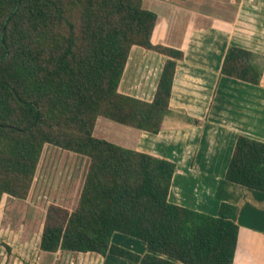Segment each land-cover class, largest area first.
Segmentation results:
<instances>
[{
    "label": "trees",
    "instance_id": "obj_1",
    "mask_svg": "<svg viewBox=\"0 0 264 264\" xmlns=\"http://www.w3.org/2000/svg\"><path fill=\"white\" fill-rule=\"evenodd\" d=\"M141 0H0V199H26L45 145L87 159L73 210L50 205L38 248L128 264H233L238 209L214 216L169 202L173 162L93 135L98 117L157 134L183 53L153 45ZM133 46L163 55L151 102L118 92ZM255 55L229 46L222 76L257 86ZM224 179L264 193V142L237 137ZM144 244L140 255L114 242ZM7 250L9 248L5 246Z\"/></svg>",
    "mask_w": 264,
    "mask_h": 264
},
{
    "label": "crops",
    "instance_id": "obj_2",
    "mask_svg": "<svg viewBox=\"0 0 264 264\" xmlns=\"http://www.w3.org/2000/svg\"><path fill=\"white\" fill-rule=\"evenodd\" d=\"M141 1L156 15L150 42L183 53L176 62L170 113L157 134L105 122L101 135L121 147L173 162L169 202L211 216L220 203L235 206L239 230L233 264H264V193L224 179L238 136L264 142V65L257 86L220 74L229 46L264 55V0H196L194 10L187 8L188 0H148L147 5ZM165 60L133 46L118 92L151 102ZM136 250L146 253L143 247ZM46 254L45 259L50 256L60 264L84 259L88 264H105L110 259L65 251ZM116 261L111 262L126 263Z\"/></svg>",
    "mask_w": 264,
    "mask_h": 264
},
{
    "label": "rangeland",
    "instance_id": "obj_3",
    "mask_svg": "<svg viewBox=\"0 0 264 264\" xmlns=\"http://www.w3.org/2000/svg\"><path fill=\"white\" fill-rule=\"evenodd\" d=\"M188 1L187 8L194 10L191 6L196 0ZM147 2L148 0H145L144 5H147ZM199 2L202 3L203 0ZM254 55L255 65L263 67L264 55ZM105 122L115 128H122L121 125L98 117L94 132L96 138L105 139L101 135L105 131L102 124ZM87 165V159L84 157L49 145L43 147L26 199L18 200L6 195L0 199V264L61 263L51 260L50 256L45 259L47 254L40 253L38 240L50 205H58L70 211L75 208ZM113 240L132 251L144 248L142 242L121 234H116ZM112 260L119 259L110 257L105 264H114ZM79 264H88V260L84 259Z\"/></svg>",
    "mask_w": 264,
    "mask_h": 264
}]
</instances>
